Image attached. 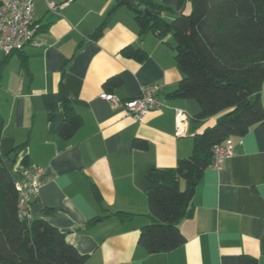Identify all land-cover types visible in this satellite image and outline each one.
<instances>
[{"label": "crops", "instance_id": "obj_1", "mask_svg": "<svg viewBox=\"0 0 264 264\" xmlns=\"http://www.w3.org/2000/svg\"><path fill=\"white\" fill-rule=\"evenodd\" d=\"M9 0H0V5ZM61 5L57 11L48 2ZM176 8L179 0H154ZM117 0H35L38 45L14 52L0 72V113L4 126L0 150L20 183L40 182L28 219L44 218L67 234L84 254L86 264H240L243 256L264 264V129L256 124L243 136H231L234 154L221 167L210 165L197 186L194 210L179 228L186 242L168 251L150 253L139 242L151 221L146 194L153 168L174 167L193 150V136L213 125L217 116L191 120L185 136L176 135V108L196 115L190 98H169L184 74L175 58L171 31L153 29L144 35L127 6L117 8L92 38ZM190 9L188 3L186 10ZM178 12H164L172 20ZM126 47L144 49L140 61L124 54ZM5 55L0 53V64ZM119 83L108 90L110 79ZM61 83L83 123L65 139L58 126L62 104L48 117L44 95ZM158 83L164 104L137 121L123 107L102 97L121 100L140 94L142 85ZM264 103V86L262 91ZM148 142L146 149L135 145ZM19 153L14 147L25 143ZM28 156L25 165L22 159ZM15 158L14 160L12 158ZM182 188L185 186L181 182ZM46 207H55L45 214ZM116 211L133 213L122 221Z\"/></svg>", "mask_w": 264, "mask_h": 264}, {"label": "trees", "instance_id": "obj_2", "mask_svg": "<svg viewBox=\"0 0 264 264\" xmlns=\"http://www.w3.org/2000/svg\"><path fill=\"white\" fill-rule=\"evenodd\" d=\"M135 1L144 4L148 11H140L129 0H117L92 38L103 34L106 22L121 6L132 10L140 35L153 29L171 31L175 58L184 77L168 97L196 100L200 110L192 120L217 116L213 125L193 136L190 155L178 158L174 167L153 168L147 174L151 221L143 226L139 242L150 253L168 252L186 242L179 223L193 213L197 186L213 161L215 146L231 136L246 135L256 124L264 129V0H179L176 8L154 0ZM166 11L178 13L168 20ZM33 26L36 35L39 28L36 22ZM22 51L15 52L22 53V65L28 68ZM123 52L140 61L148 56L140 48L126 47ZM13 53L5 55L0 72ZM118 83L115 78L105 85L111 90ZM44 100L50 119L56 116L60 104L64 106L65 117L57 132L65 139L71 138L83 119L64 84L56 92L45 94ZM3 126L0 113V141ZM25 144L17 145L11 152L17 155ZM135 145L146 149L148 142L137 139ZM22 162L27 165L29 157L25 156ZM19 199L18 181L0 150V264H86L89 255L81 253L58 227L44 218H20ZM54 209L46 207L43 212L48 214ZM114 214L122 221L133 216L126 211ZM240 264L257 262L243 256Z\"/></svg>", "mask_w": 264, "mask_h": 264}, {"label": "built area", "instance_id": "obj_3", "mask_svg": "<svg viewBox=\"0 0 264 264\" xmlns=\"http://www.w3.org/2000/svg\"><path fill=\"white\" fill-rule=\"evenodd\" d=\"M51 10L57 11L61 5L49 1ZM35 0H9L0 5V53L9 55L24 49L27 45H38L35 35L34 22ZM162 86L158 83L142 85L140 94L132 99L121 100L112 93L104 92L102 97L118 107H123L137 121H143L145 116L154 109H161L163 103L158 94ZM176 135L185 136L192 115L185 109L176 108ZM234 154V144L228 138L214 148L211 165L221 167L224 161ZM20 191L19 217L29 215V206L34 196L39 193L40 182L37 178H30L25 183L18 182Z\"/></svg>", "mask_w": 264, "mask_h": 264}, {"label": "water", "instance_id": "obj_4", "mask_svg": "<svg viewBox=\"0 0 264 264\" xmlns=\"http://www.w3.org/2000/svg\"><path fill=\"white\" fill-rule=\"evenodd\" d=\"M131 2H134V4L139 8L140 11H148L145 7L144 4H142L141 2L135 1V0H129Z\"/></svg>", "mask_w": 264, "mask_h": 264}]
</instances>
